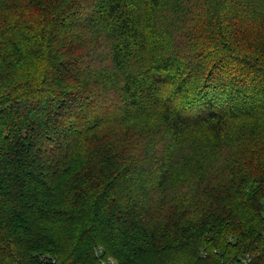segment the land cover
<instances>
[{
    "label": "trees",
    "instance_id": "16d2710c",
    "mask_svg": "<svg viewBox=\"0 0 264 264\" xmlns=\"http://www.w3.org/2000/svg\"><path fill=\"white\" fill-rule=\"evenodd\" d=\"M263 201L264 0H0V264H264Z\"/></svg>",
    "mask_w": 264,
    "mask_h": 264
},
{
    "label": "built area",
    "instance_id": "2783aa9c",
    "mask_svg": "<svg viewBox=\"0 0 264 264\" xmlns=\"http://www.w3.org/2000/svg\"><path fill=\"white\" fill-rule=\"evenodd\" d=\"M101 251V248H99ZM103 264H116V261H114L112 258H108L107 260L102 261Z\"/></svg>",
    "mask_w": 264,
    "mask_h": 264
},
{
    "label": "rangeland",
    "instance_id": "374dc122",
    "mask_svg": "<svg viewBox=\"0 0 264 264\" xmlns=\"http://www.w3.org/2000/svg\"><path fill=\"white\" fill-rule=\"evenodd\" d=\"M264 202V201H263Z\"/></svg>",
    "mask_w": 264,
    "mask_h": 264
}]
</instances>
